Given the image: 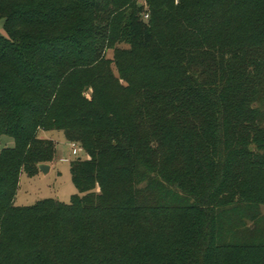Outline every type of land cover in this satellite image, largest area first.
I'll use <instances>...</instances> for the list:
<instances>
[{
	"label": "trees",
	"instance_id": "obj_1",
	"mask_svg": "<svg viewBox=\"0 0 264 264\" xmlns=\"http://www.w3.org/2000/svg\"><path fill=\"white\" fill-rule=\"evenodd\" d=\"M123 1L0 0V264H264V241L219 232L264 204V0ZM43 130L88 154L79 193L18 206L55 157Z\"/></svg>",
	"mask_w": 264,
	"mask_h": 264
},
{
	"label": "rangeland",
	"instance_id": "obj_2",
	"mask_svg": "<svg viewBox=\"0 0 264 264\" xmlns=\"http://www.w3.org/2000/svg\"><path fill=\"white\" fill-rule=\"evenodd\" d=\"M123 4L119 9L120 18H122V15L124 16L125 12L131 10L134 4L144 6L146 10L149 9L147 0H131L125 3L123 1ZM115 9L116 6L113 4L110 10L114 11ZM148 16L149 12H147L145 18L148 19ZM0 33L6 35L3 19H0ZM116 47L128 46L116 44ZM106 55L107 58L113 60L115 55L114 48L107 49ZM112 64L116 77H120L116 66L114 63ZM122 82L124 83V81ZM41 136L55 142V157L52 161L46 163L50 165V170L47 173L41 170L32 175L22 172L15 199V203L18 206H32L38 201L47 198L59 199L63 203H70L72 196L79 193L73 181L71 166L72 162L78 158H88V154L78 143L69 141L63 131L43 130ZM13 145L14 139L12 137H1L0 151L4 147ZM138 187L140 188L141 199L147 204L155 205L174 201V195H167L157 185L148 186L147 182H144ZM95 191L96 193L101 192L99 182L95 185ZM231 204L225 208L219 221V232L222 239L231 242L264 241V204H259L255 200H246L238 206H236V203Z\"/></svg>",
	"mask_w": 264,
	"mask_h": 264
},
{
	"label": "water",
	"instance_id": "obj_3",
	"mask_svg": "<svg viewBox=\"0 0 264 264\" xmlns=\"http://www.w3.org/2000/svg\"><path fill=\"white\" fill-rule=\"evenodd\" d=\"M39 169L43 171L44 173H47L50 170V165L46 163H40L39 164Z\"/></svg>",
	"mask_w": 264,
	"mask_h": 264
}]
</instances>
